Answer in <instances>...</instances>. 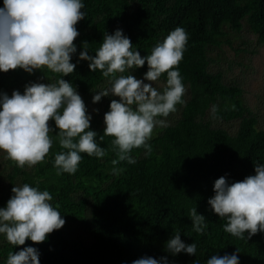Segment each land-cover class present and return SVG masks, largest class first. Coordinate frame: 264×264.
<instances>
[{
  "label": "trees",
  "instance_id": "16d2710c",
  "mask_svg": "<svg viewBox=\"0 0 264 264\" xmlns=\"http://www.w3.org/2000/svg\"><path fill=\"white\" fill-rule=\"evenodd\" d=\"M109 1L81 0L85 18L76 25L77 52L71 61L76 68L64 77L47 70L49 82L63 78L79 95H85L108 80L100 70L90 71L89 61L79 59L85 42L89 55L94 56L104 36L119 29L143 57L180 26L189 37L178 66L187 91L185 103L176 106L177 117L148 141L150 152L143 147L133 149L130 155L136 163L119 161L115 165L118 149L113 148L114 138L99 140L106 127L104 115L110 110L106 105L91 116L90 126L106 155L97 158L81 153L75 174L55 167V155L66 150L59 145L55 122L50 121L54 131L49 154L30 171L13 163L6 175L7 193L0 196V208L6 207L15 180L21 178V185L28 183L49 191L63 217L84 216L89 240L83 242L55 230L40 244L26 240L25 245L14 246L8 242L0 249V264H6L10 252L26 247L38 250L40 264H133L142 257H166L168 264H207L213 255H231L237 249L240 264H264V232L250 239L247 233L244 239L234 237L224 231L227 218L218 217L208 204L215 195L217 179L241 181L255 174V164H264V130L255 129V118L236 99L241 90L209 70L211 61L206 54L219 46L224 24L239 32L245 17L256 42L264 44V0H161L155 3L159 12L156 17L147 0H120L113 17ZM137 70L145 75L148 66L145 63ZM159 81L164 86L166 75ZM31 83L43 82L23 69L0 72V93L9 97L13 91L23 94ZM213 105L217 107L215 113ZM211 119L236 121V131L229 134L214 127ZM114 168L121 171L114 174ZM87 180L105 183L95 189L88 187L91 192L86 193L82 182ZM78 188L83 190V198L74 197ZM193 207L205 217L203 233L193 231L189 215ZM177 231L185 244L197 245L195 255H173L167 250V242Z\"/></svg>",
  "mask_w": 264,
  "mask_h": 264
},
{
  "label": "clouds",
  "instance_id": "9594fccd",
  "mask_svg": "<svg viewBox=\"0 0 264 264\" xmlns=\"http://www.w3.org/2000/svg\"><path fill=\"white\" fill-rule=\"evenodd\" d=\"M81 0H3L0 7V72L23 69H47L53 74L70 75L76 65L72 56L77 52L74 41L79 32L76 25L85 18ZM188 33L183 27L172 30L162 43H157L146 56L134 50L122 30L106 34L94 56L89 55L85 42L80 60L89 61L92 72L100 70L108 78L109 87L97 91L93 103L113 95L110 110L104 115V134L114 138L118 161L136 163L130 155L133 149L151 151L148 141L157 127L168 126L167 117L184 104L186 88L178 66L183 59ZM148 66L143 79L129 74V70ZM125 73H128L125 75ZM166 75V84L158 90L153 82ZM144 81H149L145 83ZM215 113L217 107L212 106ZM92 117L76 88L63 78L54 83H31L23 94L13 91L11 97L0 93V152L17 166L32 167L44 161L53 146L54 121L62 151L55 155V167L64 173L75 174L82 159L81 153L103 158L106 150L97 143V133L90 130ZM120 169H113L116 174ZM255 174L241 181L229 183L224 177L215 181V195L208 200L213 212L227 218L226 233L248 239L264 232V164H255ZM58 174H60L58 172ZM13 195L6 207L0 208V234L14 246L43 243L49 234L61 229L65 220L50 203L53 197L47 190H39L28 183L11 189ZM193 231L203 233L205 217L190 209ZM173 255L185 252L195 255L197 245L185 244L177 231L167 242ZM239 249H237V253ZM237 253L213 255L207 264H240ZM36 248L26 247L9 253L6 264H40ZM133 264H168L167 258L142 257Z\"/></svg>",
  "mask_w": 264,
  "mask_h": 264
},
{
  "label": "rangeland",
  "instance_id": "374dc122",
  "mask_svg": "<svg viewBox=\"0 0 264 264\" xmlns=\"http://www.w3.org/2000/svg\"><path fill=\"white\" fill-rule=\"evenodd\" d=\"M161 0H147L150 7L154 8L152 13L154 17L159 15L158 8L155 3ZM120 0H110L108 2L109 8L115 17L116 11L120 6ZM219 46L213 49H208L206 54L210 59L209 70L213 73H219L222 80L226 84L237 86L241 93L236 96V99L242 107L250 112L255 118V129L264 130V44H258L255 35L251 33L248 28L247 17L242 20V28L239 32L231 30L227 24L221 27V35L218 37ZM35 79L43 83H50L47 69L34 70ZM128 73H125L127 75ZM129 74L135 76L137 79H143L144 75L140 74L137 69L129 70ZM149 83V81H144ZM154 86L161 89L163 83L161 81L153 82ZM108 80L101 82L96 88L91 89L87 94L80 95L87 108V113L93 116L103 110L106 105H110L113 99L119 100L118 97L109 95L102 97L98 103H93V96L97 91L109 87ZM185 96L187 97V91ZM178 115V111L171 113L167 117L168 123L173 121ZM212 126L219 127L229 134L236 131L237 122H223L221 120H210ZM157 127L152 137L160 130ZM14 161L7 157V154L0 152V196L7 193V178L6 175L11 169ZM26 171H30L31 167L27 165L24 167ZM105 182L97 183L95 181H83L82 185L86 193L91 192L90 188H99ZM21 185V178H17L13 186ZM75 198H83L84 192L81 188L75 190ZM53 207H56L61 214V209L50 201ZM62 216V215H61ZM62 218L65 220V225L59 229L65 236L87 242L89 240V228L84 216H77L74 218ZM8 242L4 234H0V249Z\"/></svg>",
  "mask_w": 264,
  "mask_h": 264
}]
</instances>
